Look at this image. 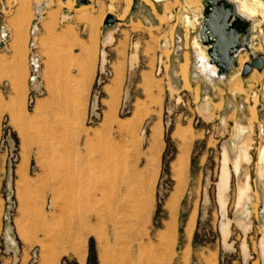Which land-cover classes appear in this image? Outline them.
I'll return each instance as SVG.
<instances>
[{
  "label": "rangeland",
  "instance_id": "rangeland-1",
  "mask_svg": "<svg viewBox=\"0 0 264 264\" xmlns=\"http://www.w3.org/2000/svg\"><path fill=\"white\" fill-rule=\"evenodd\" d=\"M203 2L0 0V264H264V68L204 71Z\"/></svg>",
  "mask_w": 264,
  "mask_h": 264
},
{
  "label": "bare ground",
  "instance_id": "bare-ground-1",
  "mask_svg": "<svg viewBox=\"0 0 264 264\" xmlns=\"http://www.w3.org/2000/svg\"><path fill=\"white\" fill-rule=\"evenodd\" d=\"M130 1H132V5L134 3L135 4L138 3V0H129V2ZM238 3H239L238 0H213V1L205 0L202 5L203 6V9L201 12L202 19L200 21V24H203V29L201 33L198 35V39L196 40V45L199 48V52H200V55L198 57L202 59L204 71L207 72V70H211L216 75L220 76L221 77L220 79L226 78L227 76H229L227 75L225 77V74L230 69L232 68L234 69V66L238 62V60L240 63V68H242L243 64L245 62H248L249 60L248 56H243V50L252 49V35H254L253 34V26H254L253 17L255 16V12L257 11V9H256V6H254V4H249L247 0H242L240 4ZM79 9L81 10V8ZM200 38H202L203 44L202 42L199 41ZM189 64H190V58H189L188 52L185 51V53L182 56V59L179 62L178 73L182 77L184 81V85L187 88L191 87L190 75H189ZM252 73H253V76H252L253 78L255 79L261 78V74L258 73L257 69H254ZM85 75L87 74L85 73ZM229 80H230L229 89L233 93L243 91V88L237 85L239 83L242 84L244 88L246 87L244 86L243 81L241 79L240 71L237 74H232ZM258 101H259V98L256 97L255 105L253 106L250 105V121H254L255 119L258 118V114L255 109ZM241 152H242V156H246L247 149L245 147H242ZM262 155H264V149L262 151ZM260 208L262 209L264 208V200ZM194 218L195 217H192V220L189 222L188 227H187V232L189 236H191L192 234L193 224L195 221ZM171 228L172 226H170V229ZM83 257L84 256L81 255V258ZM127 262H130V261H127Z\"/></svg>",
  "mask_w": 264,
  "mask_h": 264
},
{
  "label": "crops",
  "instance_id": "crops-1",
  "mask_svg": "<svg viewBox=\"0 0 264 264\" xmlns=\"http://www.w3.org/2000/svg\"><path fill=\"white\" fill-rule=\"evenodd\" d=\"M249 119H250V117H249ZM241 132L242 133L244 132V127H242V126L239 127L238 134H240ZM241 151H242V147H241L239 153L237 154V157H236L235 162H234V168H235V170L237 172L240 169L241 161L244 160V159H246L248 157V152L246 153V156H242V152ZM229 183H230L229 158L227 156V153L224 152L223 164H222V168H221L220 181H219L220 189L222 191L226 190L228 188V186H229ZM245 184L246 185L240 189L241 196L244 195L246 193V190L249 188V182H248V180L246 181ZM261 205H262V203H261ZM261 205H260V207H261Z\"/></svg>",
  "mask_w": 264,
  "mask_h": 264
},
{
  "label": "water",
  "instance_id": "water-1",
  "mask_svg": "<svg viewBox=\"0 0 264 264\" xmlns=\"http://www.w3.org/2000/svg\"><path fill=\"white\" fill-rule=\"evenodd\" d=\"M79 2H81V0H78ZM205 1V0H204ZM211 1V0H209ZM213 1V0H212ZM110 19H114L113 17H110ZM203 23V21H202ZM203 29V24H200V27H199V33L198 35L201 33ZM200 41L202 42L203 44V40L202 38H200ZM238 65V62L235 64L234 68ZM264 68V53H258L256 55H252L251 57V62H247L246 64H244L243 66V70H242V74L244 76L248 75L249 73H251L254 69H258V70H261ZM233 71V68L230 69L226 74H225V77L227 75L230 74V72ZM212 77L214 78H221L220 76L216 75L214 72L212 71H209L208 72Z\"/></svg>",
  "mask_w": 264,
  "mask_h": 264
}]
</instances>
